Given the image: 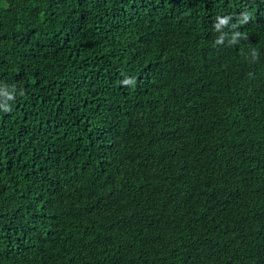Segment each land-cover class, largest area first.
<instances>
[{
  "label": "trees",
  "instance_id": "obj_1",
  "mask_svg": "<svg viewBox=\"0 0 264 264\" xmlns=\"http://www.w3.org/2000/svg\"><path fill=\"white\" fill-rule=\"evenodd\" d=\"M0 264H264V0H0Z\"/></svg>",
  "mask_w": 264,
  "mask_h": 264
}]
</instances>
